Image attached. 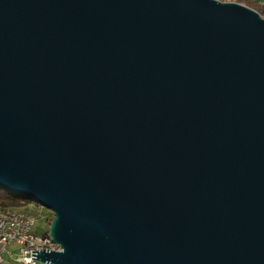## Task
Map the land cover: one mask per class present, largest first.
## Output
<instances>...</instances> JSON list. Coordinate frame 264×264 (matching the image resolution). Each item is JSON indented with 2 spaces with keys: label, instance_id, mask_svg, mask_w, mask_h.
<instances>
[{
  "label": "water",
  "instance_id": "obj_1",
  "mask_svg": "<svg viewBox=\"0 0 264 264\" xmlns=\"http://www.w3.org/2000/svg\"><path fill=\"white\" fill-rule=\"evenodd\" d=\"M0 188L53 212L43 264H264V17L0 0Z\"/></svg>",
  "mask_w": 264,
  "mask_h": 264
},
{
  "label": "built area",
  "instance_id": "obj_2",
  "mask_svg": "<svg viewBox=\"0 0 264 264\" xmlns=\"http://www.w3.org/2000/svg\"><path fill=\"white\" fill-rule=\"evenodd\" d=\"M37 219L29 217H0V252L2 264L18 261L22 264H43L37 259L42 251H59L61 248L49 234H39L36 230ZM15 247L16 253L9 252ZM8 254V258L6 255Z\"/></svg>",
  "mask_w": 264,
  "mask_h": 264
},
{
  "label": "rangeland",
  "instance_id": "obj_3",
  "mask_svg": "<svg viewBox=\"0 0 264 264\" xmlns=\"http://www.w3.org/2000/svg\"><path fill=\"white\" fill-rule=\"evenodd\" d=\"M218 1H222V2H236V3H240L243 5L249 4L250 2L247 0H218ZM257 2H264V0H255ZM259 3V4H260ZM264 8V6H262ZM251 8V7H250ZM253 9V8H252ZM257 10L261 11L260 8H256ZM254 9V10H256ZM256 10V11H257ZM264 17V16H263ZM23 210H21L22 212H29L31 213L33 216L36 217L37 219V227L36 230L39 234H43L46 231H48L50 229L51 222L52 220V211L43 207L42 205L38 204V203H30L27 205V207L22 208ZM18 210V209H16ZM52 220V221H51ZM16 248L12 247L9 249V252H13L16 253ZM61 252V251H60ZM6 258H8V254L6 255ZM6 262H10V264H17V261H6Z\"/></svg>",
  "mask_w": 264,
  "mask_h": 264
},
{
  "label": "trees",
  "instance_id": "obj_4",
  "mask_svg": "<svg viewBox=\"0 0 264 264\" xmlns=\"http://www.w3.org/2000/svg\"><path fill=\"white\" fill-rule=\"evenodd\" d=\"M247 6L253 8V9L260 8L261 11H259L257 9L256 10L262 16H264V8L261 5H258L257 3H249V4H247ZM33 202L34 201H32V200H30L24 196L16 195V194L10 193V192L0 188V208H8V209L10 208V209L23 210L22 208L27 207L28 204L33 203ZM27 213H29V212H27ZM29 214H31V213H29ZM51 214H52L51 216H52V220H53L54 215H53V213H51ZM43 234H49V230Z\"/></svg>",
  "mask_w": 264,
  "mask_h": 264
},
{
  "label": "bare ground",
  "instance_id": "obj_5",
  "mask_svg": "<svg viewBox=\"0 0 264 264\" xmlns=\"http://www.w3.org/2000/svg\"><path fill=\"white\" fill-rule=\"evenodd\" d=\"M53 213V212H52ZM54 215V214H53ZM10 216H21V217H29L31 214L22 212L21 210H16V209H8V208H0V217H10ZM55 217V216H54ZM51 226V225H50ZM50 235V234H49ZM51 237V236H50ZM52 238V237H51ZM53 239V238H52ZM55 242V241H54ZM56 243V242H55ZM57 244V243H56ZM60 246V244H58ZM61 248V246H60ZM62 251V248L59 251ZM43 252V251H42ZM0 264H2V257H1V252H0ZM6 264H10V262H6ZM17 264H22V262H18Z\"/></svg>",
  "mask_w": 264,
  "mask_h": 264
},
{
  "label": "crops",
  "instance_id": "obj_6",
  "mask_svg": "<svg viewBox=\"0 0 264 264\" xmlns=\"http://www.w3.org/2000/svg\"><path fill=\"white\" fill-rule=\"evenodd\" d=\"M247 1H249L250 3H257L258 5H261V6H264V2H257V1H255V0H247ZM260 3V4H259Z\"/></svg>",
  "mask_w": 264,
  "mask_h": 264
}]
</instances>
